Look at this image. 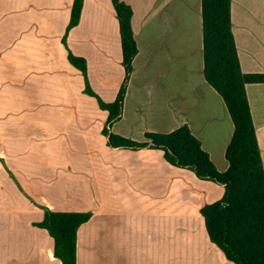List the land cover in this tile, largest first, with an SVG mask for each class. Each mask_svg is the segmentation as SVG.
Instances as JSON below:
<instances>
[{"label":"crops","instance_id":"0c3cea01","mask_svg":"<svg viewBox=\"0 0 264 264\" xmlns=\"http://www.w3.org/2000/svg\"><path fill=\"white\" fill-rule=\"evenodd\" d=\"M0 0V264H62L39 227L45 210L90 213L76 264H235L201 211L225 187L170 164L163 150L112 147L105 130L151 144L187 126L220 173L234 123L204 75L202 0H122L138 53L121 119L108 127L126 71L113 0ZM244 75H264V0H231ZM83 59L87 77L69 60ZM264 168V83L246 84Z\"/></svg>","mask_w":264,"mask_h":264},{"label":"trees","instance_id":"16d2710c","mask_svg":"<svg viewBox=\"0 0 264 264\" xmlns=\"http://www.w3.org/2000/svg\"><path fill=\"white\" fill-rule=\"evenodd\" d=\"M84 0H75L68 31L80 21ZM120 25L124 83L116 101L105 104L86 81V92L95 97L101 109L110 113L108 127L123 115L124 100L133 60L138 53L132 30V9L122 0H113ZM204 29V75L206 81L223 98L232 121L234 135L226 151L229 169L220 173L200 141L183 126L170 134H150L151 144H139L114 136L105 130L109 144L115 148L163 150L166 160L179 168L195 172L198 178L225 187L224 198L201 211L211 241L235 264H264V168L246 94V84L264 83V75H244L232 34L231 0H202ZM70 62L85 78L83 59L69 55ZM90 213H55L45 210L39 227L55 240V256L62 264H76V238Z\"/></svg>","mask_w":264,"mask_h":264}]
</instances>
